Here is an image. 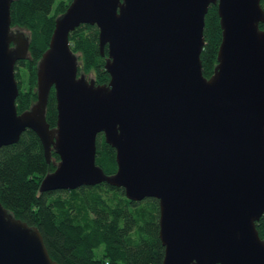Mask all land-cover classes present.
<instances>
[{
	"label": "water",
	"instance_id": "obj_1",
	"mask_svg": "<svg viewBox=\"0 0 264 264\" xmlns=\"http://www.w3.org/2000/svg\"><path fill=\"white\" fill-rule=\"evenodd\" d=\"M0 0V145L29 126L55 165L39 189L105 180L129 198L158 199L159 264H264V9L260 0H70L36 62V98L17 111L14 63L29 33ZM216 2L221 38L202 72L204 15ZM98 27L106 81L78 70L68 33ZM54 88L56 118L45 108ZM116 169L95 162L96 134ZM0 264H61L35 224L0 200Z\"/></svg>",
	"mask_w": 264,
	"mask_h": 264
},
{
	"label": "trees",
	"instance_id": "obj_2",
	"mask_svg": "<svg viewBox=\"0 0 264 264\" xmlns=\"http://www.w3.org/2000/svg\"><path fill=\"white\" fill-rule=\"evenodd\" d=\"M69 1L10 2V24L26 28L29 33L28 54L14 63L17 111L36 98L37 59L47 46L55 16ZM260 4L264 9V0ZM259 25L263 26L264 21H259ZM203 34L201 67L209 75L221 38L216 2L208 4ZM68 39L78 53V70H91L95 81H106V46L101 53L97 25L81 21L70 29ZM45 117L50 125L55 123L53 86L48 92ZM58 156L51 149L50 159L46 160L41 141L29 126L21 130L16 140L0 145V200L16 216L40 229L49 254L61 264H159L163 244L158 235L157 197L129 198L122 185L105 180L40 190L41 177L54 167ZM95 162L105 172H112L117 166L115 148L100 131L96 134ZM255 224L264 238V211Z\"/></svg>",
	"mask_w": 264,
	"mask_h": 264
},
{
	"label": "rangeland",
	"instance_id": "obj_3",
	"mask_svg": "<svg viewBox=\"0 0 264 264\" xmlns=\"http://www.w3.org/2000/svg\"><path fill=\"white\" fill-rule=\"evenodd\" d=\"M14 26H17V25H14ZM20 27V26H19ZM23 28V27H22ZM24 29V28H23ZM26 29V28H25ZM27 30V29H26ZM83 71V70H82ZM87 76H92L94 77V73L91 71V70H88V71H83Z\"/></svg>",
	"mask_w": 264,
	"mask_h": 264
},
{
	"label": "flooded vegetation",
	"instance_id": "obj_4",
	"mask_svg": "<svg viewBox=\"0 0 264 264\" xmlns=\"http://www.w3.org/2000/svg\"><path fill=\"white\" fill-rule=\"evenodd\" d=\"M101 133H102V135H103V132L102 131H100Z\"/></svg>",
	"mask_w": 264,
	"mask_h": 264
}]
</instances>
